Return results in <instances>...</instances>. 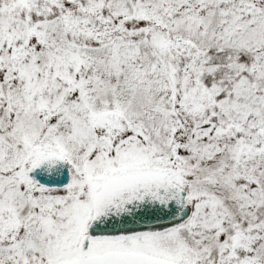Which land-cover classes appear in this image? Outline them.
<instances>
[{
  "label": "snow or ice",
  "instance_id": "snow-or-ice-1",
  "mask_svg": "<svg viewBox=\"0 0 264 264\" xmlns=\"http://www.w3.org/2000/svg\"><path fill=\"white\" fill-rule=\"evenodd\" d=\"M0 264H264V0H0Z\"/></svg>",
  "mask_w": 264,
  "mask_h": 264
}]
</instances>
